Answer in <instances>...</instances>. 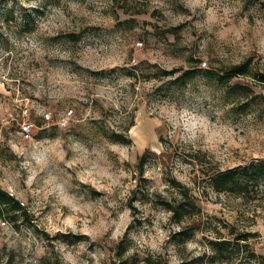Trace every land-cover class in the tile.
<instances>
[{
	"label": "rangeland",
	"instance_id": "rangeland-1",
	"mask_svg": "<svg viewBox=\"0 0 264 264\" xmlns=\"http://www.w3.org/2000/svg\"><path fill=\"white\" fill-rule=\"evenodd\" d=\"M263 76L264 0H0V264H264Z\"/></svg>",
	"mask_w": 264,
	"mask_h": 264
},
{
	"label": "trees",
	"instance_id": "trees-1",
	"mask_svg": "<svg viewBox=\"0 0 264 264\" xmlns=\"http://www.w3.org/2000/svg\"><path fill=\"white\" fill-rule=\"evenodd\" d=\"M70 35H72L74 38L77 37L75 34ZM248 71L249 64L247 62H243L239 64H233L223 73H217V77L220 82L225 83L236 76L247 74ZM193 73L194 71H192V69L180 70L178 75H176L173 80L174 82H181L184 84L186 80L192 77ZM262 79L264 80V76ZM146 162L147 156L144 152L139 156L137 162V168L139 169L140 173H143V168ZM251 169L252 170H248L247 168H230L226 170L214 169L208 173V178L212 187L217 191H235L244 195L249 185V178L256 175H264V163L251 164ZM173 179L176 181L175 178ZM188 190V187L183 186L181 188V196L176 202L166 200H163L162 202L165 207H167V209L172 212V215L178 221H181L186 215H191L194 213V210L197 209V203L195 202V199L188 194ZM8 207L14 211L24 210L22 203L13 194L0 187V213H2L4 208ZM195 227L196 224L192 222L190 226L176 232V235L178 236L179 240L183 242L188 237H190ZM238 239L245 240L247 239V235L240 234L238 235ZM218 244L220 248H223L228 244V241L221 240V242H218ZM146 261L148 264H155L154 260L149 256L146 258Z\"/></svg>",
	"mask_w": 264,
	"mask_h": 264
},
{
	"label": "built area",
	"instance_id": "built-area-1",
	"mask_svg": "<svg viewBox=\"0 0 264 264\" xmlns=\"http://www.w3.org/2000/svg\"><path fill=\"white\" fill-rule=\"evenodd\" d=\"M28 110H24V113H27ZM72 110H69L68 112H66L65 116H63L62 118H60V124L61 125H67L68 122V116L71 115ZM45 118L47 120H50L52 118V115L50 113H45ZM30 132H31V124L29 123H25L22 126V133L26 136L29 137L30 136Z\"/></svg>",
	"mask_w": 264,
	"mask_h": 264
}]
</instances>
